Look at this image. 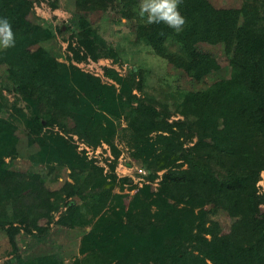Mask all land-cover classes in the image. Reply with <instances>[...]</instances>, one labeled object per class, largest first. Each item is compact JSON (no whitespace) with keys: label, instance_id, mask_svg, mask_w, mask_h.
<instances>
[{"label":"trees","instance_id":"1","mask_svg":"<svg viewBox=\"0 0 264 264\" xmlns=\"http://www.w3.org/2000/svg\"><path fill=\"white\" fill-rule=\"evenodd\" d=\"M31 1L0 0V19L9 20L15 40L14 47L0 48V88L28 115L23 130L0 128L2 253L17 264H61L55 253L22 257L15 239L22 230L31 239L27 247L34 245L58 211L60 225L85 228L80 264H264V207L260 217L256 184L264 172V0H183L179 11L186 23L180 33L149 24L148 39L139 42H151L150 49L187 86L162 92L169 86L163 82L158 97L145 89L140 67L120 75L102 65L111 80L105 81L80 68L67 73L60 65L21 56L40 33L82 30L89 11L139 13L140 0H69L67 22L35 14ZM85 39L92 59L116 62L122 53L119 44L98 34ZM43 45L49 56L57 55ZM210 73L215 76L206 86L189 85ZM19 134L28 152H18ZM70 134L92 147L108 143V169L78 151ZM114 138L127 149L124 162L144 169L140 185L113 172L119 153ZM18 156L32 166L42 164L44 173L21 169ZM153 179L162 193L160 211L150 208ZM123 182L134 194L122 217L113 211L120 206L113 188ZM193 190L254 206L246 219H233L222 231L206 211L179 205L182 193Z\"/></svg>","mask_w":264,"mask_h":264},{"label":"rangeland","instance_id":"2","mask_svg":"<svg viewBox=\"0 0 264 264\" xmlns=\"http://www.w3.org/2000/svg\"><path fill=\"white\" fill-rule=\"evenodd\" d=\"M68 1L69 0H58L59 5L57 7H50L46 0H32L31 5L34 13L43 18L53 22H55V20L67 22L70 18V13L64 5H66ZM216 1L219 3L224 2L225 4L231 2V0ZM86 17L89 23L88 26L82 30L76 29L74 33H71V29H66L62 33H59L53 28L51 29L53 31L52 36L49 35V32L36 35L34 38V44L21 52L22 58L28 62L37 60L49 63L50 66L60 65L67 73L74 71L75 68H80L99 76L105 81L111 80L103 76L102 65L113 67L120 75H124L126 69L130 66L140 67L143 69V79L146 84L145 89L147 91L150 89L157 94V97L159 96V89L157 86L163 87V82L169 86L163 88L162 92H165V90H174L175 87H177V89L182 88V86L187 87L183 79H175L177 77L176 74H179L180 72H169L166 60L157 56L154 51L150 49L152 47L151 42L149 44L151 47L144 45L145 43L143 42H139V39H148L145 33H149V24L144 21L145 19H143L138 12L126 13L116 17L109 11H89L86 12ZM92 33L104 37L107 41L112 42V44H119L122 53L119 55L116 62H112L110 58L105 57H98L97 59L90 58L85 42L87 40L85 38ZM43 43L51 46L52 50L57 52V55L55 57L49 56L42 47L44 46ZM217 53L219 54L217 55L219 63L225 64L227 60L226 57L219 51H217ZM214 76V74L212 75V73H210L202 80H192V84L189 85H192L193 87L206 86ZM30 92L34 97L38 98V95L33 89H31ZM17 105L18 103L14 102L12 96L0 88V128L19 131L27 127L28 115L25 112L23 113L21 108H19V105ZM126 116V113L121 115L120 121L122 123ZM178 116L177 113L171 114L169 119ZM18 137L19 140L21 138L19 143L20 147H17L18 152L24 153L25 150L28 152L30 148H25L26 143L24 136L19 134ZM69 137L76 145V149L82 152V150L77 148V142L81 140L77 138L75 134H70ZM113 141L119 149L114 166H117L116 168H118V172L121 170L126 173L122 176H133L132 178L135 179L134 173L131 169L128 171L124 170V161L129 159V156L123 142L118 141L116 138H114ZM91 148L93 150L95 149L96 152L92 151L91 155L94 154L95 157L90 158H93L94 161L107 165L108 167L109 162L113 158L108 143L101 141L97 145L93 147L91 146ZM16 161L21 169L30 168L31 171L36 172L37 170L41 174L45 171V166L42 164L32 166L26 162L23 156H18ZM158 173H160V171H158ZM116 176L118 175L116 174ZM156 180L157 179H153L149 182L151 192L150 208L151 210L160 211L161 207L159 206H161L163 199L162 193L159 191V184ZM3 182L4 181L0 182V186ZM7 183H12V181H8ZM133 183L138 185L137 182ZM256 184L258 187L257 190L260 194V198L257 200L259 209L258 215L263 217L264 172H261L260 179L257 180ZM128 185V183L123 182L122 188H113V191L119 195L120 200V206H114L115 208H113V211L122 217L127 214L134 194V188H129ZM182 197L179 205L189 207L194 212L206 211L208 217L218 221L222 231L227 230L229 223L233 219H246L254 206L251 202H231L219 199L213 195H204L199 190L184 192V194L182 193ZM52 214L53 220L49 223V227L44 234V237L38 239L32 247L27 248L28 243L31 241L30 236L27 233L19 230L15 234L19 254L22 257H31L40 254L55 253L61 264H80V258L83 253L79 252L78 243L80 235L85 228L82 229L72 225H60V223L57 222L58 211H53ZM1 225H4V222L0 216V264H17L13 257L2 253L3 247L1 245L5 242V236L1 230ZM98 263L104 264L102 261Z\"/></svg>","mask_w":264,"mask_h":264},{"label":"clouds","instance_id":"3","mask_svg":"<svg viewBox=\"0 0 264 264\" xmlns=\"http://www.w3.org/2000/svg\"><path fill=\"white\" fill-rule=\"evenodd\" d=\"M183 0H140L139 14L146 16L148 24H166L175 32L180 33L186 23L179 11ZM14 33L7 18L0 19V48L14 47Z\"/></svg>","mask_w":264,"mask_h":264},{"label":"built area","instance_id":"4","mask_svg":"<svg viewBox=\"0 0 264 264\" xmlns=\"http://www.w3.org/2000/svg\"><path fill=\"white\" fill-rule=\"evenodd\" d=\"M77 148H79L80 150H83V153H85V155L88 157V158H90V157H95V155L94 154H92L91 155V152L92 151H94V152H96L95 151V149L93 150L92 148H91V146H89V145H86V144H84L82 141H78L77 142ZM96 162V161H95ZM98 163V162H97ZM98 164H100V163H98ZM100 165H102V167H104V170L103 171H106L107 169H108V167H107V165H104V164H100ZM117 166H114L113 167V172H115V174H117L118 176H122V175H124V174H126L124 171H119V172H121V173H119L118 172V168H116ZM129 167V168H128ZM132 170V172L134 173V176H135V179L134 178H132L133 176H128V175H126V176H128L129 178H131L132 179V181L133 182H137V184L138 185H140L141 184V182H144V181H146L145 179H144V177H143V174H144V169L141 167V166H138V165H135V164H127V163H125L124 162V170H126V171H128V170ZM119 174H121V175H119Z\"/></svg>","mask_w":264,"mask_h":264},{"label":"crops","instance_id":"5","mask_svg":"<svg viewBox=\"0 0 264 264\" xmlns=\"http://www.w3.org/2000/svg\"><path fill=\"white\" fill-rule=\"evenodd\" d=\"M33 246V245H32ZM32 246H29V247H27V248H30V247H32Z\"/></svg>","mask_w":264,"mask_h":264}]
</instances>
